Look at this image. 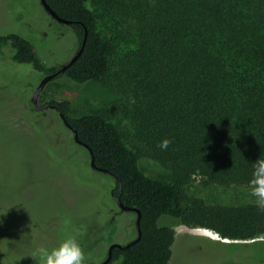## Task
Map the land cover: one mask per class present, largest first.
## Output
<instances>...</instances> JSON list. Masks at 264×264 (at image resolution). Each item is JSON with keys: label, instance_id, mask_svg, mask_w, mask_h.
I'll list each match as a JSON object with an SVG mask.
<instances>
[{"label": "trees", "instance_id": "trees-1", "mask_svg": "<svg viewBox=\"0 0 264 264\" xmlns=\"http://www.w3.org/2000/svg\"><path fill=\"white\" fill-rule=\"evenodd\" d=\"M46 2L71 22L62 26L73 30L77 51L83 46L59 76L76 85L108 79L129 105L124 112L133 128L130 136L104 111L73 116L66 101L38 104L59 107L95 165L113 179L111 193L140 211V239L113 249L109 264H170L174 224L206 228L234 241L264 235V209L253 200L239 206L205 202L190 187L201 177L205 186L225 193L238 187L249 193L252 164L264 158V0ZM2 60L44 76L61 68L46 66L37 47L17 32L0 35ZM19 78L13 81L22 83L21 90L34 87ZM31 98H26L30 112L37 113ZM165 139L171 143L161 150ZM69 141L85 150L90 167L89 151L73 137ZM143 158L162 167L165 180L147 174L140 167ZM66 222L59 239L79 241L83 233ZM87 224L91 230L85 240L97 238L99 222ZM80 242L86 264L105 259L108 246L101 241L93 248ZM95 252L102 255L93 263Z\"/></svg>", "mask_w": 264, "mask_h": 264}, {"label": "rangeland", "instance_id": "rangeland-1", "mask_svg": "<svg viewBox=\"0 0 264 264\" xmlns=\"http://www.w3.org/2000/svg\"><path fill=\"white\" fill-rule=\"evenodd\" d=\"M9 32L30 40L48 67H62L77 51L73 30L55 22L39 0H0V35ZM19 77L34 87L21 90L22 83L13 81ZM43 77L29 66L0 62V264H36L34 250L55 246L66 218L74 232L83 233L79 241L86 247L93 248L100 241L103 246L127 245L136 236L135 215L120 211L111 195L113 179L90 169L85 150L70 143L72 134L61 126L56 111L30 112L26 98H31ZM49 101L68 102L73 116L104 111L118 118L129 136L133 134L124 112L129 109L126 98L116 86L111 90L108 79L76 85L55 77L38 97L40 105ZM140 167L153 179L167 176L151 160L141 159ZM203 183V178L195 177L190 187L205 202L239 206L250 199L255 203L244 187L225 193ZM93 219L99 222L101 233L86 241L91 230L87 223ZM80 227L89 231L84 233ZM173 229L170 264H264V235L234 241L206 228L174 224ZM101 255L93 253L90 261H100Z\"/></svg>", "mask_w": 264, "mask_h": 264}, {"label": "clouds", "instance_id": "clouds-1", "mask_svg": "<svg viewBox=\"0 0 264 264\" xmlns=\"http://www.w3.org/2000/svg\"><path fill=\"white\" fill-rule=\"evenodd\" d=\"M170 143L169 139H165L159 147L167 150ZM248 189L250 196L255 198V203L264 209V158H259L252 164ZM32 255L36 264H86L84 252L73 236L63 238L50 249L37 248Z\"/></svg>", "mask_w": 264, "mask_h": 264}, {"label": "water", "instance_id": "water-1", "mask_svg": "<svg viewBox=\"0 0 264 264\" xmlns=\"http://www.w3.org/2000/svg\"><path fill=\"white\" fill-rule=\"evenodd\" d=\"M40 2V5L42 7V9L57 23H60V24H64V25H70L71 22L68 21V20H65V19H62L60 18L55 12L54 10L49 6V4L46 2V0H39ZM85 42V37H84V40H83V44ZM82 48L83 46L76 52V54L69 60L68 63H66L65 65H63L58 71H56L55 73L53 74H50V75H45L39 85L37 86V88L35 89L33 95H32V103L33 105L35 106V109L36 110H40L42 108H40L38 106V97H39V94L40 92L42 91V89L44 88V86L46 85L47 82H49L50 80H52L53 78L55 77H58L59 75L61 74H64V72L66 71V69L78 58V56L81 54L82 52ZM48 106H44L43 108H47ZM51 109H55L58 113V116L61 120V122L64 124V126L71 132L72 134V137H73V140L75 141V143H77L78 145H81L83 146L84 148H86L88 151H89V155H90V167L97 171V172H101V173H108L107 170L105 169H102V168H98L95 163H94V156L92 154V152L90 151V149L85 145L83 144L79 139H78V136H77V133H76V130L75 128L70 124V122L67 120V118L65 117V115L60 112V109L57 105H51L49 106ZM117 204L118 206L121 208L122 211H129V212H134L136 214V217H135V228H136V231H137V236L136 238L131 241L130 243H128L127 245H120V244H117V243H114L112 245L109 246L108 248V254H107V257L101 261L100 263H97V264H109L110 263V260H111V257H112V250L113 249H125L133 244H135L141 237V229H140V211L138 209H135V208H129V207H126L124 206L121 201H120V197L118 196V200H117Z\"/></svg>", "mask_w": 264, "mask_h": 264}, {"label": "flooded vegetation", "instance_id": "flooded-vegetation-1", "mask_svg": "<svg viewBox=\"0 0 264 264\" xmlns=\"http://www.w3.org/2000/svg\"><path fill=\"white\" fill-rule=\"evenodd\" d=\"M40 108H42V109H40V110H44V109H47V108H43V107H40ZM37 111H39V110H37ZM54 111H56L55 109H54ZM56 113H57V111H56ZM58 114V113H57ZM111 195L115 198V201H116V205H117V208H119V210L120 211H122L121 210V208L118 206V204H117V200H118V196H116V195H113L112 193H111ZM122 212H125V211H122ZM133 214H135L134 212H132ZM135 217H136V214H135ZM108 248H109V246H108ZM107 254H108V249H107V252H106V257H107ZM105 257V258H106ZM97 264V263H96Z\"/></svg>", "mask_w": 264, "mask_h": 264}]
</instances>
